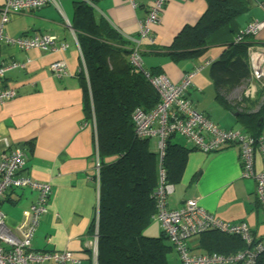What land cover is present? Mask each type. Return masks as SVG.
<instances>
[{
    "label": "crops",
    "instance_id": "1",
    "mask_svg": "<svg viewBox=\"0 0 264 264\" xmlns=\"http://www.w3.org/2000/svg\"><path fill=\"white\" fill-rule=\"evenodd\" d=\"M135 1L136 7L125 0H97L93 8L96 15L108 20L121 34L127 38L136 37L139 22L147 15L152 0ZM2 2L0 0V8ZM251 2L247 12L208 37L207 50L199 59L175 63L154 52L155 49L170 45L184 26L195 24L206 10L207 0H166L159 22L151 26L150 35L154 42L145 39L141 43L143 68L149 73H164L172 81L180 82L198 64L215 60L224 50L222 44L234 40L243 28L264 19V0ZM60 4L62 12L54 5H46L13 15L4 27L5 32L13 37L54 34L70 47L64 53H57L21 50L5 43L0 45L1 60L29 59L25 68L10 69L3 77V85L15 88L17 96L0 106V151L4 149L3 138L9 142V149L22 147L27 160L21 173L51 185L49 209L40 217L33 249L71 250L80 258V264H92L87 246L99 199L97 127L94 113L89 119L84 111L83 87L79 78L81 56L72 27L74 1L60 0ZM249 39L254 42L255 51L264 53V26ZM61 58L67 62L69 74L59 78L52 74L50 65ZM216 95L207 66L193 78L187 97L196 109L219 126L238 128L237 111L224 107ZM186 145L193 146L190 142ZM262 163V154L257 151V170L262 168ZM242 171L236 144L213 152L194 149L189 154L181 181L173 184L174 191L168 197V205L179 207L187 199L201 196L200 204L208 211L228 221L244 220L257 238L264 237V209L255 205L256 182L253 177H244ZM37 196L38 192L30 188H11L0 200V210L13 232L19 234L24 212ZM190 243L197 247L199 239L192 238Z\"/></svg>",
    "mask_w": 264,
    "mask_h": 264
},
{
    "label": "trees",
    "instance_id": "2",
    "mask_svg": "<svg viewBox=\"0 0 264 264\" xmlns=\"http://www.w3.org/2000/svg\"><path fill=\"white\" fill-rule=\"evenodd\" d=\"M73 1L72 27L87 71V76L82 68L79 71L84 111L89 119L94 113L97 127L99 199L89 233L97 231L98 263L170 264L168 254L174 247L163 230L158 236H148L143 229L155 220L160 162L166 180L175 185L181 181L189 154L196 148L188 147L184 137L170 133L161 159L157 144V149L151 148L152 138L135 135L134 111L152 110L160 100L159 93L149 76L129 61L134 42L96 15L92 6ZM251 5V0H207L206 10L195 24L184 26L170 45L153 51L175 63L199 59L207 50L208 37L247 12ZM250 35L222 44L223 52L209 65V77L217 91L216 99L237 111L240 128L253 136H264V80L254 72L255 49ZM153 72L150 74H159ZM243 84L254 87L256 96L252 98L246 91L241 101L247 106L240 108L228 101L227 95ZM255 205H260L257 197ZM257 241L264 246V237ZM244 245L241 237L208 231L199 235L197 249L229 253ZM256 264H264V247Z\"/></svg>",
    "mask_w": 264,
    "mask_h": 264
},
{
    "label": "built area",
    "instance_id": "3",
    "mask_svg": "<svg viewBox=\"0 0 264 264\" xmlns=\"http://www.w3.org/2000/svg\"><path fill=\"white\" fill-rule=\"evenodd\" d=\"M0 8V45L2 43L15 45L21 50L39 49L47 52L64 53L70 47L69 43L57 35L35 33L30 36L13 37L8 35L4 27L13 15L40 9L46 5H54L61 12L60 0H2ZM92 7L97 0H78ZM132 7L137 6L135 0H125ZM166 0H152L147 15L140 20L136 37H129L135 44L129 61L132 66L143 70L150 78L151 84L157 89L160 100L150 111L137 108L133 113L134 132L138 138H154L157 141L159 156L162 159L164 142L170 133L178 134L188 140L196 149L202 152L219 151L230 144L239 148V159L242 164V175L253 177L256 182L255 194L264 209V136H253L241 128H223L213 122L204 112L196 109L186 97V92L193 78L212 60L198 64L192 71L186 73L180 82L172 81L166 74H150L142 66L141 43L147 39L154 42L150 35L151 26L159 22L160 14ZM63 14V13H62ZM67 23L69 21L66 18ZM264 26L263 20H256L243 28L236 40L248 34H255ZM75 36V33H74ZM76 39V36H75ZM77 43V40H76ZM81 56V68L86 71V65L77 43ZM263 55L260 59L259 56ZM29 61V59L27 60ZM27 61L0 59V106L17 96V90L3 85L6 71L13 68H25ZM254 72L264 80V53H252ZM50 69L55 77L69 74L64 58L56 59ZM4 149L0 151V200L11 188H30L38 192L37 199L24 212L19 223V234L13 232L6 222V216L0 210V264H80L81 260L71 250L36 251L33 249L39 220L49 209L51 185L32 179L21 172L26 165V154L22 147L10 148L6 138L2 139ZM260 152L263 157L262 168L255 167V154ZM99 158L97 157L96 171L99 184ZM174 191V185L165 178V168L160 162L159 183L155 190L154 218L167 236V239L178 252L180 264H256L257 256L263 250V243L257 237L248 222L228 221L205 209L201 204V196L187 199L179 207H169L168 197ZM208 231L241 237L245 243L241 250L229 253L203 252L190 243V240ZM92 255V264L98 263L97 231L92 234L87 246Z\"/></svg>",
    "mask_w": 264,
    "mask_h": 264
},
{
    "label": "rangeland",
    "instance_id": "4",
    "mask_svg": "<svg viewBox=\"0 0 264 264\" xmlns=\"http://www.w3.org/2000/svg\"><path fill=\"white\" fill-rule=\"evenodd\" d=\"M246 91H247V94H249L252 98H254L256 96L254 87H251L250 84H243L242 86L235 88L232 91H230L227 95V98L232 104H234V105L239 104L240 108H245L247 106V103L242 102L241 97L243 96V94ZM236 127L240 128L242 126H241V124H236ZM156 144H157L156 139L152 138L151 148L157 149ZM161 230L162 229H161L160 223L156 220H152L149 224H147L144 227L143 233L145 235H148V236H158V235H160ZM196 238L199 239V236L194 237V240ZM168 259H169L170 264H180L179 258H178V252L176 251L175 248L172 249L171 252H169Z\"/></svg>",
    "mask_w": 264,
    "mask_h": 264
},
{
    "label": "bare ground",
    "instance_id": "5",
    "mask_svg": "<svg viewBox=\"0 0 264 264\" xmlns=\"http://www.w3.org/2000/svg\"><path fill=\"white\" fill-rule=\"evenodd\" d=\"M259 58L262 59L263 58V55H260Z\"/></svg>",
    "mask_w": 264,
    "mask_h": 264
}]
</instances>
